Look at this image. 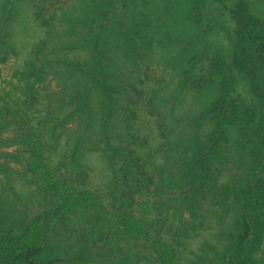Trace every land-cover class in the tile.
<instances>
[{
  "label": "trees",
  "instance_id": "16d2710c",
  "mask_svg": "<svg viewBox=\"0 0 264 264\" xmlns=\"http://www.w3.org/2000/svg\"><path fill=\"white\" fill-rule=\"evenodd\" d=\"M89 1L67 8L60 34L61 16L35 3L42 32L26 49L30 30H13L0 0L2 60L30 51L0 89V264H264V2L145 0L184 41L213 6L234 41L164 84L124 69L163 43L117 20V0ZM79 148L104 158L99 183Z\"/></svg>",
  "mask_w": 264,
  "mask_h": 264
},
{
  "label": "rangeland",
  "instance_id": "374dc122",
  "mask_svg": "<svg viewBox=\"0 0 264 264\" xmlns=\"http://www.w3.org/2000/svg\"><path fill=\"white\" fill-rule=\"evenodd\" d=\"M169 1L172 0H165V3ZM96 2H98V0H96ZM261 2L264 1L261 0ZM35 3L41 6L48 5L47 9H50L52 13L54 11V13H57L59 17L61 16L57 22H52L57 34H60V31L66 27L65 23L62 21V16L64 15L67 8L70 9L71 6L75 5L82 8L90 7L89 0H30V2L27 0H7V2L4 4L3 15H11V20L14 24L13 30H15L19 35L21 33L26 34L27 31L30 30V36H26L27 38H25L23 41V43H26V49L33 43L35 36L42 32V29H39V21L35 19L33 14V7ZM98 5L100 6V11L109 10L107 8V0H99ZM145 6V0H117L112 10H110L112 13H114V15L117 16V20H123L124 22L126 21L129 26H140L143 31L148 34L150 33V36H156L157 39L163 43L160 44V46L158 45V50L156 53L153 51L154 54L148 53L147 49L143 50L142 53H135L134 57L137 61L138 68H129L127 70V67H124L129 77L133 81H136L138 78L145 80L146 75H148L151 79L162 80L164 84L168 83L171 79H173L174 83L177 84L176 77L177 75L182 74V72L179 70L182 67H178L181 62L188 60L191 61L194 58L195 62L198 60L199 65H204L201 62H205L206 64L210 63L208 60H213L218 56V54H221L222 52L225 57L230 56L232 43H234V41L230 31L229 20L227 18L224 20L219 19L218 14H216L213 6L210 8L211 17L208 16V20L203 26L204 32H202V30H196L195 38L192 36L193 40L189 41L182 40V35L179 33L181 30L175 29L171 25H168L169 20L171 19L168 18L169 12L162 13V10L165 9V5L158 6L156 3H154L150 9H145ZM17 8L20 9L19 12H17ZM100 11L98 14H100ZM98 14L91 9L88 10V13L81 19L83 20L86 17L88 20L93 21L92 19H96V15ZM150 22H152V26L150 25ZM196 28L201 27L197 25ZM131 29L133 28H129L128 30L131 31ZM167 29H170V36L173 40L172 42L165 44L164 41L166 40ZM103 30L104 27L102 31ZM205 31L208 32L205 33ZM72 47V45H69V48H67L69 49L68 53L72 51ZM125 47L126 46L123 44V42H118V46L113 47V49L110 51V58L112 62H119L123 59V49ZM132 49L134 52L138 50L137 48ZM221 50L223 51L221 52ZM1 52L2 47H0V53ZM29 53L30 51L27 50L19 58L11 57L8 62L2 60L4 57L2 55L0 56V89L3 87V81L7 80L12 73L10 66L14 65L18 68L21 67ZM136 55L138 56L136 57ZM71 56L72 54L70 57ZM151 56H154L157 59H151ZM172 87L175 88L174 85H171V88ZM180 89L181 86L178 87V91ZM168 94L172 93L169 92ZM186 94L187 93H184V96H180L181 98L178 99L181 103L180 106L182 109L185 108L184 100ZM190 94L191 93H189L187 97H189ZM93 97L96 103H98V93H96V91L93 92ZM172 98H174V102H176L175 95ZM169 101L172 102V99H169ZM143 123L146 124L144 121ZM147 126L148 125L146 124V126L144 125L143 127L146 128ZM145 132H148V129L145 130ZM82 145L88 146L89 143L84 141ZM79 149L80 151L82 150L84 152V155L80 157L81 162H85L84 164L87 166L94 167L95 171L93 174L96 181L99 183L101 179L103 180V177L109 174V170H106V166L104 164V158L95 150L93 151L82 148ZM17 163H19V161H17ZM125 264L153 263L148 258H145L136 259L135 261L131 262L128 261Z\"/></svg>",
  "mask_w": 264,
  "mask_h": 264
}]
</instances>
